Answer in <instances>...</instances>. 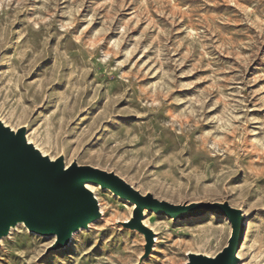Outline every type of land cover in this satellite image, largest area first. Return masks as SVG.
<instances>
[{
  "label": "rangeland",
  "instance_id": "1",
  "mask_svg": "<svg viewBox=\"0 0 264 264\" xmlns=\"http://www.w3.org/2000/svg\"><path fill=\"white\" fill-rule=\"evenodd\" d=\"M0 120L143 195L240 210L238 263L264 264V0H0ZM92 190L102 215L67 246L16 225L0 264H185L232 233L144 210L145 255L135 207Z\"/></svg>",
  "mask_w": 264,
  "mask_h": 264
},
{
  "label": "water",
  "instance_id": "2",
  "mask_svg": "<svg viewBox=\"0 0 264 264\" xmlns=\"http://www.w3.org/2000/svg\"><path fill=\"white\" fill-rule=\"evenodd\" d=\"M7 134V135H4ZM23 142L28 153L20 146ZM42 161H47V166ZM86 184L110 190L135 208L126 225L145 236V255L153 243L152 232L142 226L143 211L165 215L173 220L203 213L227 219L232 233L227 246L214 257L189 254L185 264H238L245 233L244 217L227 203H200L175 206L159 201L151 194H141L113 172L71 163L62 157L50 161L25 140V129L12 133L0 122V240L18 223L31 233L54 237L52 250L64 248L73 233L87 229L101 214Z\"/></svg>",
  "mask_w": 264,
  "mask_h": 264
},
{
  "label": "bare ground",
  "instance_id": "3",
  "mask_svg": "<svg viewBox=\"0 0 264 264\" xmlns=\"http://www.w3.org/2000/svg\"><path fill=\"white\" fill-rule=\"evenodd\" d=\"M0 122L2 123V125H3L4 127L9 128L10 131H11L12 133H16L20 128H24V127H20L19 129L15 130V129L10 128L9 126H7L6 123L3 122L2 120H0ZM24 129H25V128H24ZM25 140H26L27 144L32 145L37 151H39V153H40L43 157H48V158L50 159V161H54V160H55V159L50 158L49 156H47L42 150H39V149L37 148V146L33 145V144L30 142V140L28 139V137H26V132H25ZM64 165H65V167L67 168L70 164L66 165V164H65V161H64ZM92 186H93V187H98V188H99L100 190H102V191H109L111 194H113V193H112L110 190H108V189H101L100 186H94V185H91V184H86V185H85L86 189L92 193V195H93V197L95 198V200L97 199V197L95 196V193H94L93 190H92ZM113 195H114V194H113ZM117 197H118V196H117ZM96 202H98V199L96 200ZM97 205H98V203H97ZM98 208H99V212H100V214L102 215V210H101V208H100L99 205H98ZM143 215H145V213H144ZM91 224H92V223H91ZM91 224H89V227H90ZM17 226H22V227H24V225H23L22 223H18ZM17 226H16V227H17ZM142 226L150 230V228L148 227L146 221H143V220H142ZM24 228H25V227H24ZM81 230H82V229L78 230L77 232H79V231H81ZM11 231H12V229L9 231V233H10ZM77 232H75V233H77ZM75 233H74V234H75ZM74 234H72L71 239H72V237H73ZM40 237H45V236H40ZM2 239H3V238H2ZM2 239L0 240V244L2 243ZM52 239H54V240H53V243H54L55 238L52 237ZM71 239H70V242H71ZM70 242H69V243H70ZM195 255H202V254H195ZM203 256L210 257V256H207V255H203ZM213 257H214V256H213ZM210 258H212V257H210ZM237 258H238V260H240V259H239L240 256H239L238 253H237ZM238 264H239V263H238Z\"/></svg>",
  "mask_w": 264,
  "mask_h": 264
},
{
  "label": "snow or ice",
  "instance_id": "4",
  "mask_svg": "<svg viewBox=\"0 0 264 264\" xmlns=\"http://www.w3.org/2000/svg\"><path fill=\"white\" fill-rule=\"evenodd\" d=\"M4 135H7V134H4ZM19 144H20V146L28 153V149L25 147V145L23 144V142L21 141V142H19ZM43 163H45L47 166H49L48 164H47V161H42ZM50 167V166H49Z\"/></svg>",
  "mask_w": 264,
  "mask_h": 264
}]
</instances>
